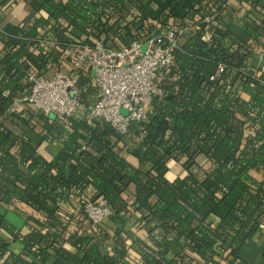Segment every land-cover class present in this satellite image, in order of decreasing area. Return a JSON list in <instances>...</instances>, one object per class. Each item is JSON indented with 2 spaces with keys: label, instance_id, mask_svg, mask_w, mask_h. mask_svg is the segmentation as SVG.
Instances as JSON below:
<instances>
[{
  "label": "trees",
  "instance_id": "trees-1",
  "mask_svg": "<svg viewBox=\"0 0 264 264\" xmlns=\"http://www.w3.org/2000/svg\"><path fill=\"white\" fill-rule=\"evenodd\" d=\"M25 1L32 16L15 34L0 30V204L23 212L29 232L0 212V229L25 247L1 263L12 243L0 238V264L52 255L53 264H258L246 250L264 229V68L249 60L264 50V0H241L252 8L242 7L241 21L231 0ZM170 30L174 63L157 79L165 95L125 132L102 119L38 113L24 100L29 72L61 68L58 53L73 44L130 47ZM70 75L90 106V70ZM34 129L47 132L34 139ZM53 140L63 148L47 158L41 148ZM172 163L185 174L172 178ZM101 199L113 214L97 230L86 216L66 223L60 215Z\"/></svg>",
  "mask_w": 264,
  "mask_h": 264
},
{
  "label": "built area",
  "instance_id": "built-area-1",
  "mask_svg": "<svg viewBox=\"0 0 264 264\" xmlns=\"http://www.w3.org/2000/svg\"><path fill=\"white\" fill-rule=\"evenodd\" d=\"M174 35L173 30L153 34L122 48L111 46L104 40L93 44H73L64 55L63 68L51 77L29 72L33 86L24 100L38 113L59 118L82 116L88 109L81 103L80 90L70 72L94 68L99 92L89 111L94 119L105 120L117 130L125 132L133 121L146 120L152 101L165 95L157 79L164 69L174 63ZM204 37L209 38L210 34L207 32ZM43 44L50 49L56 48L52 40ZM220 71H223V67ZM72 213L73 216L62 211L60 215L66 223L72 218L86 216L97 230V226L113 211L107 201L101 199L96 203L87 202L83 207L73 209Z\"/></svg>",
  "mask_w": 264,
  "mask_h": 264
},
{
  "label": "crops",
  "instance_id": "crops-1",
  "mask_svg": "<svg viewBox=\"0 0 264 264\" xmlns=\"http://www.w3.org/2000/svg\"><path fill=\"white\" fill-rule=\"evenodd\" d=\"M1 1L2 0H0V5H1ZM231 4L237 10H241V13L239 15L240 21L245 16V12L242 11V7L244 6L243 9H252L247 4L242 5L241 0H231ZM32 11H33L32 7L25 0H19L16 3H13L11 6H9L8 8H5V9L0 6V30H2L8 34H15L18 31L21 24L32 16ZM1 49H2V44L0 42V52H1ZM55 52H57V51H55ZM58 55L60 57L59 62L63 65L64 60H65L64 56L61 57L60 53H58ZM249 63H250V65H253L256 68H264V50L259 49L256 52V54L249 60ZM62 68H63L62 66H61V68H57L56 66H53V63H51L48 66V70L46 71L45 74H46V76L51 77L57 70L62 69ZM86 69H89L91 72L90 79L92 81L93 87L96 90V92L93 93L92 95H90L86 100L87 102H89V105H91V100H92V102H94L96 97H97V94L99 92V87H98L96 80H95L96 71L94 70V68L89 67ZM84 107H85V109H88V111L86 113L84 112V114H82V116H87L89 119L93 118V116L91 115V112L89 111V108H87L88 106L87 107L84 106ZM46 132H47L46 130H41V132H40L37 129H34V130H29L28 134L30 137H32L34 139H39V137H38V136H40L39 134L44 135ZM62 148H63V143L61 141L53 140L51 142H45L42 145L41 151L45 157L53 158L57 153H59L62 150ZM128 157L133 164L138 165V161L135 157H133L131 155ZM171 167H172V171L170 173V176L172 178L173 177L175 178L177 176L185 174L184 169L181 166H179L178 164L172 163ZM66 209H67V212L68 211L72 212L74 209V206L73 205H67ZM0 212L3 213L4 215H6L7 219L23 234H26L27 232H29V228L26 226V222L24 219L23 212H21L20 210H18V211L13 210L11 207H9L7 205H1V204H0ZM89 229H91V228H89ZM84 230H86V229H84ZM89 231H93V230H89ZM66 234H68V231ZM0 238L12 243L11 250L6 253L4 258L1 260V263H3L5 261V259L9 256V254L13 251L17 255L25 253L24 244L20 240H17V241L14 240L12 238V236L7 231L0 229ZM64 246H65V248L70 250L72 253L77 254L80 257L83 256V252L80 251L79 249H77L76 247H74L72 245V243L65 242ZM107 248L109 249L110 247L107 246ZM247 248H248V250H246L247 255H249V259L251 258L250 259L251 263L255 261L258 264H264V256L262 254L263 250H264V229L262 231H260L258 233V235L255 237V239H253V241L248 244ZM52 254H53V252H52ZM26 258H28V260H31L32 264H42L40 259L33 258V257H26ZM53 261H54V255H52L50 260L48 262H46L45 264H53Z\"/></svg>",
  "mask_w": 264,
  "mask_h": 264
},
{
  "label": "rangeland",
  "instance_id": "rangeland-1",
  "mask_svg": "<svg viewBox=\"0 0 264 264\" xmlns=\"http://www.w3.org/2000/svg\"><path fill=\"white\" fill-rule=\"evenodd\" d=\"M161 33H163V32H161ZM155 34H159V33H155ZM93 102H92V100H91V104H92ZM91 106V105H90ZM90 106H88V108L90 107ZM105 229L106 230H109V231H113L114 229L113 228H111L109 225H105Z\"/></svg>",
  "mask_w": 264,
  "mask_h": 264
},
{
  "label": "water",
  "instance_id": "water-1",
  "mask_svg": "<svg viewBox=\"0 0 264 264\" xmlns=\"http://www.w3.org/2000/svg\"><path fill=\"white\" fill-rule=\"evenodd\" d=\"M172 124H175V120L172 121Z\"/></svg>",
  "mask_w": 264,
  "mask_h": 264
}]
</instances>
